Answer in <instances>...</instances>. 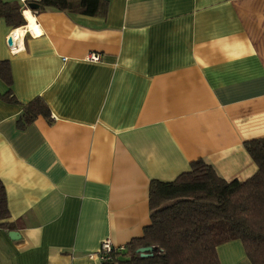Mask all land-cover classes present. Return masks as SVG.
<instances>
[{
	"label": "crops",
	"instance_id": "0c3cea01",
	"mask_svg": "<svg viewBox=\"0 0 264 264\" xmlns=\"http://www.w3.org/2000/svg\"><path fill=\"white\" fill-rule=\"evenodd\" d=\"M4 1L21 6L25 25L0 19L18 102L0 98L14 227L0 228V264H99L89 257L102 242L124 247L150 224V182H172L197 160L226 182L256 172L244 144L264 138V0H104L94 16ZM36 98L50 120L19 128ZM217 257L251 264L239 241Z\"/></svg>",
	"mask_w": 264,
	"mask_h": 264
},
{
	"label": "trees",
	"instance_id": "16d2710c",
	"mask_svg": "<svg viewBox=\"0 0 264 264\" xmlns=\"http://www.w3.org/2000/svg\"><path fill=\"white\" fill-rule=\"evenodd\" d=\"M103 2V3H102ZM104 0H39L35 12L51 8L60 12L94 16ZM28 6V4H25ZM0 19L11 29L25 25L21 6L0 0ZM0 81L7 87L0 98L17 104L11 91L10 66L0 62ZM37 117L50 120L45 103L36 98L23 106L19 128ZM256 165V172L245 181L226 182L202 160L190 164V171L172 182L149 184L150 224L142 236L125 244L122 250L112 248L99 264H219L217 248L239 241L251 264H264V138L244 144ZM4 187L0 181V228L12 230ZM152 247L148 258L136 250Z\"/></svg>",
	"mask_w": 264,
	"mask_h": 264
},
{
	"label": "built area",
	"instance_id": "2783aa9c",
	"mask_svg": "<svg viewBox=\"0 0 264 264\" xmlns=\"http://www.w3.org/2000/svg\"><path fill=\"white\" fill-rule=\"evenodd\" d=\"M8 40H10L9 38H7V45H8ZM12 43V42H11ZM9 46V45H8ZM87 61L89 62H93V63H97L100 61V55L99 54H89L86 58ZM112 247L109 243V241H104L102 242L101 246H100V250L99 252L95 255V256H90V259H95L99 262L103 261L107 254L111 251ZM120 250L123 249V247L119 248Z\"/></svg>",
	"mask_w": 264,
	"mask_h": 264
},
{
	"label": "water",
	"instance_id": "95a60500",
	"mask_svg": "<svg viewBox=\"0 0 264 264\" xmlns=\"http://www.w3.org/2000/svg\"><path fill=\"white\" fill-rule=\"evenodd\" d=\"M28 4V7L30 10L34 9L36 7V2L39 0H22ZM11 40H8V45L11 46ZM8 237L12 241H16L19 239V236L17 232L11 231L8 233ZM154 251V248L152 247H144V248H139L136 250V253L139 255L140 258H148L152 255V252Z\"/></svg>",
	"mask_w": 264,
	"mask_h": 264
},
{
	"label": "bare ground",
	"instance_id": "6f19581e",
	"mask_svg": "<svg viewBox=\"0 0 264 264\" xmlns=\"http://www.w3.org/2000/svg\"><path fill=\"white\" fill-rule=\"evenodd\" d=\"M25 17H26V19L29 21V24H30V29L31 30H36L35 28H34V25H33V20H32V17H31V15L29 14V12L28 11H26L25 12ZM27 27V26H26ZM37 30H38V28H37ZM20 32H22V31H20ZM31 32V31H30ZM36 32V31H35ZM16 33V32H15ZM37 33V32H36ZM17 35V34H16Z\"/></svg>",
	"mask_w": 264,
	"mask_h": 264
}]
</instances>
